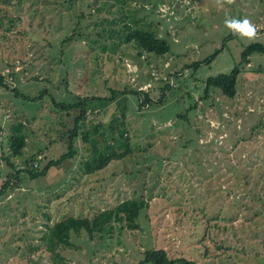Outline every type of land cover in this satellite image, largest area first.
Here are the masks:
<instances>
[{
	"label": "rangeland",
	"instance_id": "obj_1",
	"mask_svg": "<svg viewBox=\"0 0 264 264\" xmlns=\"http://www.w3.org/2000/svg\"><path fill=\"white\" fill-rule=\"evenodd\" d=\"M102 3L0 0L1 75L24 95L47 91L42 100L25 104L0 87V157L8 150L10 126L24 122L22 115L30 122L17 167L45 148L47 158L66 153L78 111L59 112L52 100L73 103L77 96L126 89L153 101L141 107L136 96H123L132 155L82 175L79 165L88 152L78 139L75 156L45 177L31 181L24 174L20 187L0 199V264H54L41 240L45 223L92 218L132 198L147 202L138 230L116 226L93 240L73 238L57 264H137L148 249L197 264H264V54L251 55L239 67L234 99L214 89L205 93L206 79L238 67L248 45L264 46V0L223 7L216 0L124 4L123 20L132 30L137 23L167 41L170 50L162 56H140L133 43L113 44L118 40L101 27L120 16L119 10ZM226 17H247L258 26V38L234 36ZM96 119L88 108L81 128ZM0 168L8 173L3 160Z\"/></svg>",
	"mask_w": 264,
	"mask_h": 264
},
{
	"label": "trees",
	"instance_id": "obj_2",
	"mask_svg": "<svg viewBox=\"0 0 264 264\" xmlns=\"http://www.w3.org/2000/svg\"><path fill=\"white\" fill-rule=\"evenodd\" d=\"M5 4L11 3L13 0H1ZM64 2L75 3V0H58ZM132 0H103V6L110 5L111 8L117 7L120 16L112 20L106 19L101 27L102 34L118 40L113 44L133 43L135 47L141 51L138 55L141 56L142 51L147 54L162 56L169 52L170 46L167 41L160 38L154 30L139 28L135 24L134 30L123 20L124 4ZM96 9L97 12L103 10ZM121 11V12H120ZM122 13V14H121ZM111 21H114L111 23ZM107 22V23H106ZM95 24V23H94ZM118 26L119 30L115 28ZM70 36L67 40H71ZM66 41L63 42L62 46ZM101 46V45H100ZM220 51H216L210 58L204 62H210ZM264 54V46L259 43L248 45L241 53L240 65L235 67L229 74H219L215 77L206 79L205 93L206 96L210 89L218 90L223 96L234 99L237 92L238 76L240 74L239 67L249 64V57L253 54ZM11 80H15L16 75L10 73ZM0 87L5 91H10L16 98H20L25 104H31L42 100L46 95L45 90H42L37 97L24 95L19 91L12 89L10 84L0 73ZM166 88L161 90V98L164 95ZM132 94L136 96L138 105L143 107L145 104L153 102L147 93L136 90H124L119 93L116 90L109 89L108 95L105 97H75L73 103L55 102L52 103L56 110L69 114L71 111H78V115L74 120L73 129L67 132L68 145L66 153L61 154L58 158H47L45 155L46 148L40 150L35 156L30 159L20 162L22 167H17L14 161L23 156V149L26 145V130L27 124L30 122L25 115H22V120L15 121L9 128V135L5 137L4 143L7 145V152H3L0 161H4L8 168V173L3 174L0 168V199L8 195L20 187L24 174L31 181L45 177L51 168L60 166L68 158L75 156L76 151L73 149V143L80 139L85 149L88 152L87 158L80 165V173L82 175H92L105 169L111 162L120 161L132 155L135 147L131 143L128 129L126 127V112L127 105L124 95ZM141 95L143 98H141ZM118 97H123L122 103L114 105ZM157 103V102H156ZM98 115V119L91 127L81 128L80 124L85 120L87 109ZM195 108V103L191 110ZM17 113H15L16 115ZM186 119V115H183ZM60 141H63L61 136ZM1 143V142H0ZM151 146L150 144L148 145ZM41 156V157H40ZM43 159V160H42ZM46 161L43 162V161ZM44 163L43 167L41 165ZM22 175V177H21ZM147 202L143 199H127L118 203L113 208L105 209L92 218L87 217H63L60 221L52 225L45 223L44 231L41 240L46 244V251L51 254L54 264L61 263V251L68 250L72 247V241L80 237H85L88 240H93L98 234L110 233L116 226L118 231H122L123 227L130 231L139 229L138 220L141 213L146 209ZM143 258L137 264H197L183 258L169 259L164 250H146L143 252Z\"/></svg>",
	"mask_w": 264,
	"mask_h": 264
},
{
	"label": "clouds",
	"instance_id": "obj_3",
	"mask_svg": "<svg viewBox=\"0 0 264 264\" xmlns=\"http://www.w3.org/2000/svg\"><path fill=\"white\" fill-rule=\"evenodd\" d=\"M235 3L236 0H216L218 7H223L225 4L232 5ZM224 25L230 30L231 34L241 38L244 41L252 42L258 38V26L247 17H226L224 20Z\"/></svg>",
	"mask_w": 264,
	"mask_h": 264
}]
</instances>
